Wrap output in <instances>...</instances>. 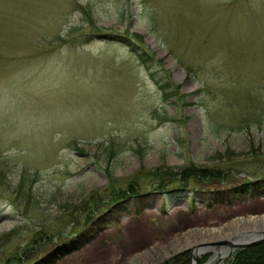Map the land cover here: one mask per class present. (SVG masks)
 I'll list each match as a JSON object with an SVG mask.
<instances>
[{"label":"rangeland","instance_id":"obj_1","mask_svg":"<svg viewBox=\"0 0 264 264\" xmlns=\"http://www.w3.org/2000/svg\"><path fill=\"white\" fill-rule=\"evenodd\" d=\"M263 215L264 0H0V264H166Z\"/></svg>","mask_w":264,"mask_h":264},{"label":"trees","instance_id":"obj_2","mask_svg":"<svg viewBox=\"0 0 264 264\" xmlns=\"http://www.w3.org/2000/svg\"><path fill=\"white\" fill-rule=\"evenodd\" d=\"M127 44L131 46L132 52H137V50L139 51V53L136 56L138 60L140 61V63L145 65L146 69H150V66L152 65L155 66V63H160L153 57L152 54H149L147 52H145L144 54L143 52L141 53L140 50L142 48H140L138 44L135 43L136 45H134V44H131L130 42H127ZM142 55H145L150 59L148 61H145L142 58ZM166 80H167L166 78L156 79L157 84L159 86H162V83H165ZM167 82H168L167 84L168 87L164 88L163 86L162 91L168 90V91L173 92L174 87H172V85L171 86L169 85L170 82L168 80ZM157 174H159V172ZM157 174L155 173V175ZM221 174H223V171L221 170L202 169L199 167L191 166L190 168L184 169L183 171H178V172L171 171L169 181H171L170 185L173 183H181L183 185L185 184L184 186H187V184H189L190 181L193 179H198L200 177L202 178L216 177L220 179L222 178ZM159 184L162 186L164 184V181H162ZM138 187L139 185L137 186L136 182H134L127 189H122V188L113 189L110 193L113 196L112 198L113 200H111V203H113L112 205H116V206H119V204L122 205L128 196L139 197L140 193L138 191ZM206 260L207 258L202 259L201 264H204ZM252 261L255 264H264V244L259 245V246L250 247L244 250H239V252L235 253L230 258L229 263L227 264H253ZM166 264H190V257L185 253L180 254L168 260Z\"/></svg>","mask_w":264,"mask_h":264},{"label":"bare ground","instance_id":"obj_3","mask_svg":"<svg viewBox=\"0 0 264 264\" xmlns=\"http://www.w3.org/2000/svg\"><path fill=\"white\" fill-rule=\"evenodd\" d=\"M250 221V226L244 227V232L237 233L236 231L232 232L231 234H222L219 229L220 228H214L212 233V237L209 238V242H222V241H229L231 243H246V242H252L256 239L264 238V216H259L256 218H248ZM239 220V221H238ZM245 224V221L243 219H237V221H233L230 223V227L238 228L239 225ZM222 248H226V250L223 252L225 255L228 254L230 249L226 246H222Z\"/></svg>","mask_w":264,"mask_h":264},{"label":"water","instance_id":"obj_4","mask_svg":"<svg viewBox=\"0 0 264 264\" xmlns=\"http://www.w3.org/2000/svg\"><path fill=\"white\" fill-rule=\"evenodd\" d=\"M264 243V238H258L252 242H246V243H231L229 241H222V242H206L201 245H195L194 247H190V264H199L201 260V256L205 253L211 252V249L213 247L217 246H228L231 252L234 248L239 249V248H248L252 247L255 245L263 244ZM223 249V248H221Z\"/></svg>","mask_w":264,"mask_h":264}]
</instances>
